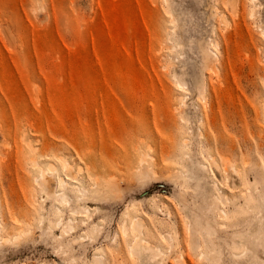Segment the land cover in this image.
Masks as SVG:
<instances>
[{"label": "rangeland", "instance_id": "374dc122", "mask_svg": "<svg viewBox=\"0 0 264 264\" xmlns=\"http://www.w3.org/2000/svg\"><path fill=\"white\" fill-rule=\"evenodd\" d=\"M124 6L131 16L119 13ZM114 15L143 27L122 32L109 24ZM118 44L125 65L93 52ZM61 86L71 94L67 109L54 94ZM22 133L38 149L49 142L46 151L31 158ZM148 146L155 177L143 181L137 154ZM210 155L229 158L240 174L230 168L226 180L220 169H199V180L186 182L184 166ZM63 159L74 165L72 184L95 192L80 196L71 184L61 203L36 181L54 166L47 177L56 190ZM215 180L229 195L264 188V0H0V239H8L0 264H95V253L105 264H140L128 249L132 235L120 230L132 207L164 264H207L189 245L191 211L204 227L201 249L215 244L218 264H252L251 254L233 255L244 214L216 196ZM58 213L72 219L64 234Z\"/></svg>", "mask_w": 264, "mask_h": 264}, {"label": "bare ground", "instance_id": "6f19581e", "mask_svg": "<svg viewBox=\"0 0 264 264\" xmlns=\"http://www.w3.org/2000/svg\"><path fill=\"white\" fill-rule=\"evenodd\" d=\"M129 7L130 6H124L123 10H119V13L124 15V16H131L132 12L130 10H128ZM221 13H222V21H224V23H225L227 21V16H226L227 14H223V12H221ZM109 24L114 26L116 29H118V28L122 29V32L125 30H127V31L132 30V31L136 32V31L141 30V28L143 27V26H141V24L143 25L141 20L140 21L139 20L138 21L130 20V21L122 22L121 17L118 15H114L113 18L109 20ZM174 26H173V29H174ZM113 39L115 42L119 43L120 42V33H117ZM199 42H198V44H200ZM204 46H202L203 47L202 49H205ZM93 49H94L93 52L98 57H100L102 60H104V56H105L109 61L111 60L114 63L115 61L118 60L123 65H125V63L123 61H127L125 59V57L127 56V52L123 48V45L120 46V44H118L114 48H110L107 51V54L103 53L98 48V46H96V45H95V47H93ZM202 49H201V52H202ZM202 54L205 57V61L209 62L210 57L212 55L211 49L206 48V50H203ZM85 55L87 56V53ZM178 81H179L178 83L180 85H182V86L185 85L184 81H182L180 79ZM199 81H200V79L198 80V82ZM197 85H198L197 89H198V91H200L201 88L203 87V84L198 83ZM54 94L60 100V104L62 105V107L64 109H67L68 106H70L71 94L68 91V89L66 90V88L64 89L63 86H61L60 88H56L54 90ZM100 94H102L104 96H108V93H106L104 91H100ZM182 97H184V96H182ZM185 104L186 103L184 102V98H183V103L180 106H185ZM186 114H187V112L183 113L184 118H185ZM201 134H203V133L201 132ZM21 136H22V140H23V143H21V144L24 145L26 151L28 152V155L31 158L38 156L40 151H46V148L49 146V142L48 143L45 142L42 144L41 148L38 149V146H36L35 144H33L30 141V137L28 135H26L25 133H22ZM185 142L188 143V141H185ZM187 143H186V145H187ZM53 147H55V143H54ZM148 148L145 149V151H143L141 153L139 152L140 155L137 154V161L139 160L140 166H138V169H136V170L142 176H144L143 177L144 180L142 179L143 181L146 180L145 177H147L148 175H150L152 173H153L152 178L155 177V175H154L155 170L152 167V160L155 157L152 156L151 151H150L153 148H152V146L151 147L148 146ZM168 152H169V150H168ZM185 154L188 155V157H190L188 147L186 148ZM36 163L37 162L35 159V164ZM137 164H138V162H137ZM160 164L161 163H159V166H160ZM155 166H156V164H155ZM213 167L220 169L225 174L224 176H225L226 180H228V178H229V169L230 168L233 169L236 173L240 174V172L237 171L236 166L233 164L232 160H230L228 158L224 161H220L214 155H210L208 162L200 161L197 163V161L195 159H192L191 164L185 165L184 169L181 170V174H182L183 179L186 182H188V180H190L191 178L193 180L195 178L196 181H198L199 180V173H198L199 169H202L204 171V174L207 171H210L213 174V172H214ZM162 168H163V166H162ZM62 169L65 171L66 175H64V177L59 175V177L57 178L56 190L51 188L50 179H48V177H47L48 175H52V174H55L57 172V169L54 166H48L45 169H41L39 171V175H38V178L36 179V181L43 188H46L47 190L55 191V193H56L55 196L61 200V203H67L68 204L69 201H68V197L66 195L65 187H67L69 185L71 186V184L73 183L72 180L74 178L73 175L75 173L74 165L68 159H63L62 160ZM78 170L80 171V168H78ZM157 170H159V168ZM157 173L158 172L156 171V177L158 176ZM160 173H162L161 170H160ZM149 177H151V175ZM115 184L111 182V183H109L107 188L112 189L113 187H115ZM72 185L75 186V188H77V189L79 187L76 184H72ZM213 188H214V190H216V196L219 199L225 201L228 204H234L236 208L239 207L240 209H242V212L244 214V215H242L243 218L241 221L244 224L243 227L246 230L245 231L239 230L238 232H236L234 234V238H235L234 244H235L236 248L239 249V251H234L233 255L235 257L241 259V258L248 257L251 254L252 255V257H251V263L252 264H264V188L256 186L253 193H249L250 188H248V190L242 189L239 192V196L238 195H229V193H227V192L222 193L220 190L221 188L219 187V183L217 180L214 181ZM46 189H44V190L46 191ZM113 189H114V191H116L115 189H117V186H116V188H113ZM93 191L95 192L94 188L86 189V188L81 187V186L79 187L80 196L86 195V194L93 192ZM184 205L186 208H188L189 204H187V202H185ZM89 208L90 207L85 209V211L87 213L90 212ZM131 209H133V207ZM131 209L124 212V214L122 216L121 223H120V230L126 235L129 233L132 235V239L128 243V249H129L130 253L133 256H136L140 260V264H164V258H165V254H166L165 251L160 246H156V247L150 246L149 241L144 237L143 223H142L143 218H142L141 214L136 213L137 209H136V211L131 210ZM253 211H254L253 214H251V215L247 214V212H253ZM195 212L191 211V215H193V216L191 217V220L188 221V224H187V231L189 233V245L191 246L192 249L198 250L200 256L207 259V264H218V262L220 260L221 252L215 244L209 243V244H207V250L201 249L202 248V242H201V238H200L199 233H200V228H204V227L201 226V219H200L199 215L196 214ZM229 213H230V211L225 210V208L219 209V214L222 217H224V216L227 217L229 215ZM86 222H87V220H86ZM51 224L52 223L50 222L48 225H51ZM54 224L58 225L59 227H60V225L62 226V234L66 233V231H67L66 229H68V227H69V230H71L73 228L72 219H69V221L67 223H64V219H63L62 215L59 213L57 214V216L55 218ZM219 224H220V226H225V224L221 221H219ZM97 229H98V226H94L92 232H95ZM205 229H206L207 235H208V233H210V234L213 233V230H215V225L213 224V222H211V220H210V223L208 222V225L206 226ZM2 230H3V226H2V223L0 222V232H2ZM167 236H169V235H167ZM2 239H0V242ZM3 240L8 241L7 238H4ZM63 262H65V261H63ZM63 262H61V263L63 264ZM93 262L95 264H105L104 255L100 254V253H95ZM67 264H71V263H67Z\"/></svg>", "mask_w": 264, "mask_h": 264}]
</instances>
